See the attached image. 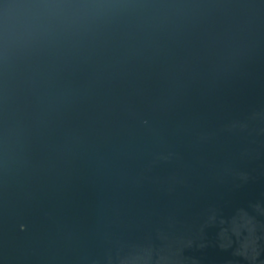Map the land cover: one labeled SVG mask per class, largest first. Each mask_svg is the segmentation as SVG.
Returning a JSON list of instances; mask_svg holds the SVG:
<instances>
[{"label": "water", "instance_id": "1", "mask_svg": "<svg viewBox=\"0 0 264 264\" xmlns=\"http://www.w3.org/2000/svg\"><path fill=\"white\" fill-rule=\"evenodd\" d=\"M0 264H264V0H0Z\"/></svg>", "mask_w": 264, "mask_h": 264}]
</instances>
